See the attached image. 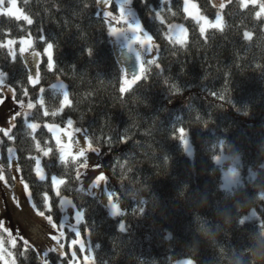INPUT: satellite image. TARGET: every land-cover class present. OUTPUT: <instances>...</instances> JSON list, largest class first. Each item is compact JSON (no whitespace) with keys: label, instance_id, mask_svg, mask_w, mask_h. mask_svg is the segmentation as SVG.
Returning <instances> with one entry per match:
<instances>
[{"label":"trees","instance_id":"16d2710c","mask_svg":"<svg viewBox=\"0 0 264 264\" xmlns=\"http://www.w3.org/2000/svg\"><path fill=\"white\" fill-rule=\"evenodd\" d=\"M193 1L214 18L217 9L209 0ZM17 3L32 15L34 23L29 26L0 15V40L31 33L35 48L42 52L45 45L39 37L43 34L54 44L55 65L49 70L46 56L41 57L40 80L34 86L28 82L29 71L19 54L13 62L7 50L0 49L5 82L15 90L14 99L34 102L28 119L40 125L29 134L19 117L13 129L15 140L0 133L6 145L0 147V163L5 165L9 182L10 146L15 148L24 168L22 175L29 180L38 204L43 191L55 199L52 174L65 178L62 195L86 209V221L79 227L83 233L86 226L91 229L96 264H181L177 261L186 258L195 264H264V197L259 195L264 193V26L257 24L252 13L242 11L239 0H233L223 10V30L208 29L202 37L195 21L185 18L183 0H171L175 16L161 0H133L138 19L159 47L156 60L160 67L147 66L148 78L122 94L121 67L96 0ZM151 9H163L169 23L188 29L186 46L169 42L166 26L154 19ZM245 29L254 32L250 41L243 38ZM57 81L64 82L70 105L55 117H45L36 102L42 96L50 112L58 108L62 94L51 88ZM172 84L181 92L173 94ZM213 91L225 99L211 95ZM198 115L200 122H196ZM68 119L98 140L109 135L118 139L122 134L130 138L126 145L117 144L110 151L102 145L99 153L110 178L106 187L116 193L122 216H110L97 197L80 190L75 169L58 163L55 139L43 125L64 127ZM174 124L190 127L192 159L175 138ZM33 136L41 147L53 149L49 157L41 155L49 176L45 182L35 180L34 161L29 159L38 155ZM220 146L226 154L240 156L243 164V182L232 190L222 188L221 170L214 161ZM118 159L119 163L126 161L123 169ZM250 168L254 179L245 178ZM252 209L257 218L239 227L241 218ZM55 214H62L58 206ZM121 222L126 224L124 232L118 228ZM12 249L16 264H41L34 248L21 255V241Z\"/></svg>","mask_w":264,"mask_h":264},{"label":"snow or ice","instance_id":"6c2138e0","mask_svg":"<svg viewBox=\"0 0 264 264\" xmlns=\"http://www.w3.org/2000/svg\"><path fill=\"white\" fill-rule=\"evenodd\" d=\"M212 7L216 8L214 18H210L205 11L199 7L197 3L192 2V0H183L182 11L185 14V18H190L195 21L196 25L199 27V33L202 37L206 36L208 29L223 30V10L228 4H231L233 0H209ZM24 3L27 4V0H24ZM162 4H169L168 11L172 13L173 16L177 15L175 11L171 8V0H161ZM113 0H96V5L99 9L98 15L102 13V16L105 22L115 21L119 27L109 26V35L113 36H124L127 41L126 47L128 50L135 54L138 59L142 60V54L140 51L135 50L132 45L133 42L139 44L144 48V51L147 53H156L159 51V47L154 43L153 37L149 35L147 31L142 27V22L137 18L136 12L134 11L132 5L133 0H116L118 15L114 14L112 10ZM87 7V5H85ZM239 8L245 12H251L252 18L257 22V24L264 26V0H239ZM151 12L154 13V19L158 20L161 25H165L167 31L165 32V37L169 40L170 43L178 44L181 47L186 46L188 38V29L182 24H171L166 18L162 15L163 9L156 10L151 9ZM0 15L7 16L9 18H14L17 21L23 20L27 25L31 26L34 23L32 15L27 12L24 8L18 6L17 0H0ZM42 32V30H41ZM131 33V36L127 35ZM254 32L252 30L245 29L243 31V38L246 41H250L253 38ZM40 41L44 43L43 51L40 52L35 48V38L28 33L26 36L17 38H7L0 40V49H6L7 55L15 62L17 58V52L14 46L19 44V56L24 57L25 54H28L35 58L36 63L35 67L37 71L35 76L31 73L28 76V82L32 85H38L40 80L39 74V61L41 57H47V67L51 70L55 65L54 57V44L49 42L46 37L41 34L39 37ZM92 54V50L89 49V55ZM27 65V61H25ZM149 65H155L157 68L160 67L158 61L153 58L146 62L142 61L138 73H135L131 78H126L122 76V83L119 88L120 93H127L132 90L133 86L138 84L142 80L148 78V67ZM7 73L0 71V87L7 88L9 92L12 93L13 98H15L16 93L12 88H8V85L5 83ZM165 83H168L167 79ZM61 89L63 85L61 84ZM172 93L181 92V88L176 84L171 85ZM43 93V89L40 90ZM223 91H227L225 88ZM213 96H216L218 99L224 100L225 97L222 93H217L215 91L210 93ZM23 95L27 97L29 95L28 90L24 89ZM5 101L0 99V105ZM19 106V111H15L7 121V126H0V133H3V136L9 141L16 139V136L13 132V129L16 128L17 118L23 117L24 123L27 129L30 130L29 134L36 132L37 128L40 127L38 123L30 122L28 117L31 115L30 111L35 107L33 101L29 100L26 104L23 100L16 101ZM230 102V101H229ZM39 103L41 108H43V115L48 117L49 115L55 117L58 114L62 113L66 107L70 105L68 98V93H63V99L60 101L58 108L52 110L51 112L45 107L44 99L41 98L36 102ZM176 121L179 125H183V121L180 116H176ZM202 121L201 116L196 117V122ZM204 124H207V121H203ZM66 128H62L59 125L54 123H46L43 126L48 129L49 132L53 133L56 144V153H58V163L64 165L65 167L71 166L75 169V179L77 183L81 185L80 190L86 191L89 196H95L94 189H101L106 195L107 203L105 207L107 208L109 215L116 217L122 216L121 206L115 202L118 198L116 193L112 190H109L106 185L109 182V177L102 170V166L94 165L89 162L88 154L97 153L99 154L103 146H106L110 151L117 144H127L129 137L126 134H122L117 139L116 137L109 135L106 139L98 140L92 136H89L88 131L74 127V122L71 119L66 121ZM174 133L178 134L177 138L180 144L184 147V150L191 155V149L188 140V130L184 126L177 127L176 124L173 125ZM127 129H125V133ZM75 133L81 135V139H77ZM61 136L67 137V140H62ZM35 140V136H33ZM222 143V142H221ZM4 140L0 139V147H4ZM35 150L38 153L36 156H30L29 159L34 161V175L37 182H45L49 179V176L46 171V167L42 165L41 155L43 157H49L54 154L51 147H41L40 141L35 140ZM219 163V158H215ZM119 167L123 169L125 163H119ZM89 169L92 172H98L94 176H89ZM7 170L11 175V183L6 176V168L4 163H0V183L3 184L5 188L9 190L11 195V200L19 208L21 207V202L17 199L15 195V190L17 185L23 186V192L27 196L28 203L32 210L35 212L36 216L42 218L52 230V232H47L45 229L38 223L32 222L30 225V236L25 237L19 232L13 234L4 224L3 221H0V229L7 233V243L10 244L13 248L17 246L18 241H22L24 252L21 255L26 254L29 249H32L34 245L38 246V242L43 241L45 236L53 243V245L47 247V251L44 252V257H47L51 252H57L60 256H64L65 252V243L63 242L68 233H74L75 238L71 240V245H79L81 252L87 251L88 255L85 256L86 264H95V261L92 258V246L89 244L87 249L85 248V243L81 240V231L80 225L86 221V209L81 206L75 205L72 201H69L67 197L63 196L61 193L62 185L66 184V179L63 177H58L56 174L50 176L51 191L55 194V199L50 196L48 191H43L41 193V204H38L34 199V192L31 189V184L28 179H26L22 174L24 172L23 166L19 163V157L15 154V149L12 147H7ZM131 171V169H129ZM20 173L21 175H16ZM85 184L87 187L85 188ZM143 203V202H140ZM70 205L73 209V214L71 219L74 223H68L69 216L61 215L59 217L55 214V209L59 208L61 213L65 212V205ZM140 212L143 209H139ZM133 213L137 212L136 208L132 209ZM247 223L246 220L241 219L239 221V227H243ZM119 231H126V224L121 222L118 225ZM67 229V231H66ZM88 234L91 235V229H88L86 226ZM5 240L0 238V252L3 251ZM98 248L99 245H96ZM12 255V253H8ZM76 253H72V258L69 260L68 264H75ZM7 264V262H6ZM15 264V261L12 262ZM44 264H49L47 259L44 260ZM183 264H195L191 258H186Z\"/></svg>","mask_w":264,"mask_h":264},{"label":"rangeland","instance_id":"374dc122","mask_svg":"<svg viewBox=\"0 0 264 264\" xmlns=\"http://www.w3.org/2000/svg\"><path fill=\"white\" fill-rule=\"evenodd\" d=\"M192 2H194L192 0ZM196 3V2H194ZM19 6V5H18ZM112 10L114 14L118 15V10H117V5H116V0H113L112 4ZM135 11V10H134ZM99 12V9H98ZM102 16V13L100 14ZM103 17V16H102ZM138 18V17H137ZM109 30V26L114 27H119L120 25H117L115 21L111 22H106ZM174 24H179V23H174ZM143 27V26H142ZM145 30V29H144ZM146 31V30H145ZM129 37L131 36V33H127ZM150 35V34H149ZM115 56L118 60L119 66L121 67V77L126 75V78H131L132 75L135 73H138V70L140 68V65L142 61L146 62L150 59L157 58V52L156 53H147L144 51V48L141 47L139 44L133 42L132 47L140 51L142 54V60L138 59L134 53L130 52L128 48L126 47L127 41L125 40L124 36H113L109 35ZM155 43V42H154ZM17 54H19V44L17 43L14 46ZM130 52V55H127L128 52ZM23 61H27V68L29 71V74L31 73L33 76H35V73L37 71V68L35 67L36 60L34 57L25 54L24 57H21ZM47 58V57H46ZM41 61V60H40ZM39 61V64H40ZM26 64V63H25ZM39 71V69H38ZM6 83V82H5ZM122 83V79H121ZM7 84V83H6ZM61 84L64 86L63 89H61ZM8 85V84H7ZM32 85V84H31ZM121 86V84H120ZM119 86V87H120ZM8 88H11V86L8 85ZM51 88L58 90L62 94V99H63V93L67 92L66 86L64 82L62 81H57L53 85H51ZM13 89V88H12ZM0 91L3 94V96L0 99H3L5 102L0 105V126H7V121L8 118L15 112L19 111V106L17 104V100L13 98V95L11 92L8 91L7 88L0 87ZM68 93V92H67ZM124 94V93H122ZM69 98V96H68ZM25 104L29 101V99H23ZM31 111V110H29ZM24 119V118H23ZM29 120V119H28ZM30 121V120H29ZM31 122V121H30ZM61 127V126H60ZM66 126L62 128H66ZM75 127V126H74ZM53 135V133H52ZM75 136L77 139H81V135L79 133H75ZM62 140H67V137L61 136ZM189 140V145L191 149V155L188 154L187 151L185 153L187 156L192 159L194 156V149L193 146L191 145V141L188 137ZM14 148L13 146H10ZM184 148V147H183ZM15 149V148H14ZM16 154V151H15ZM216 157L219 158V163L215 159ZM89 162L94 165H100V159H99V154L97 153H89L88 154ZM215 163L219 166L221 170V175L222 176V188L226 190H232L234 187L241 185L243 180H242V161L240 156H231L226 154L221 146H220V153L217 154L214 157ZM103 170V169H102ZM96 174H99L98 172H92L91 169L88 171L89 176H94ZM16 175H21L20 173H16ZM11 176V175H10ZM245 178L247 179H254L255 178V172L251 170V168L248 170V172L245 174ZM79 188L81 185L78 183ZM87 187V184H85V188ZM96 194L95 197L98 198L100 203L105 206L107 203L106 195L101 189H94L93 190ZM11 195L12 193L9 192L7 188L3 186L2 183H0V221H3L5 226L13 233L19 232L25 237L30 236V225L32 222H38L47 232H52V230L48 227L47 223L42 220L41 217L36 216L35 212L32 210L30 207L27 196L23 192V186L22 185H17L16 190H15V195L17 199L21 202V207H17L13 201L11 200ZM261 197H264V193L261 192ZM69 201H72L67 197ZM66 211L63 212L60 215H68L69 216V221L68 223H74V221L71 219V216L73 214V209L70 205H65ZM107 209V208H106ZM109 213V212H108ZM258 216V213L255 209L250 210L247 214H245L241 219L246 220V221H252L255 220ZM67 231V229H66ZM81 231V229H80ZM0 238H3L5 240L4 246H3V251L0 252V264H12L13 261H15L14 257V252H13V247L7 243V233L4 232L2 229H0ZM75 238L74 233H68L66 239L63 241L65 243V254L64 256H60L57 252H51L48 254L47 257H44V252L47 251V247L53 245L54 242L50 241L47 236H45L43 241L38 242V246L34 245L33 248L36 250L38 253V256L40 258L41 264H44V260L47 259L49 261V264H68L69 260L72 258V253H76V260L75 264H86L85 262V256L88 255L87 251L85 250L84 252H81L79 245H74L69 247L71 245V240ZM81 240L85 243V248L87 249L88 245L90 244L93 249L92 242L90 240V235L88 234V231H85L83 233L81 231ZM22 242V241H21ZM8 253H12V255H8ZM94 251L92 252V258L94 259ZM185 260L177 261V263H181ZM16 264V262H15ZM96 264V262H95Z\"/></svg>","mask_w":264,"mask_h":264},{"label":"bare ground","instance_id":"6f19581e","mask_svg":"<svg viewBox=\"0 0 264 264\" xmlns=\"http://www.w3.org/2000/svg\"><path fill=\"white\" fill-rule=\"evenodd\" d=\"M128 52V54L127 55H130V52L129 51H127Z\"/></svg>","mask_w":264,"mask_h":264},{"label":"crops","instance_id":"0c3cea01","mask_svg":"<svg viewBox=\"0 0 264 264\" xmlns=\"http://www.w3.org/2000/svg\"><path fill=\"white\" fill-rule=\"evenodd\" d=\"M25 194V193H24Z\"/></svg>","mask_w":264,"mask_h":264}]
</instances>
